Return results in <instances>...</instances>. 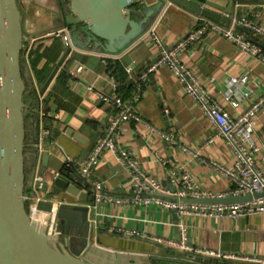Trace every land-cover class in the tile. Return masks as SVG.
<instances>
[{
	"label": "crops",
	"instance_id": "crops-1",
	"mask_svg": "<svg viewBox=\"0 0 264 264\" xmlns=\"http://www.w3.org/2000/svg\"><path fill=\"white\" fill-rule=\"evenodd\" d=\"M211 1L220 6H226L228 2ZM234 1L241 4L239 11L245 12L252 22L264 25V0ZM16 2L21 14L22 32L27 35L22 50L23 70L21 69L26 86L23 95L24 120L26 115L38 110L33 96L48 98L49 118L44 120V124L49 129L48 140L56 143L48 151L49 160L43 174H39L41 153L36 152V158L26 173L25 193L29 191L32 182L38 180L48 184L44 193L47 197L68 199L70 203L67 206L83 204L84 202L55 184L53 175L57 172V177L75 184L71 170L63 166V152L77 160L90 140L96 135V142L104 129L113 109L99 101L98 94L117 93L122 99L131 100L136 90L134 82L124 70L127 65L124 56H129L134 75L143 72L158 58L160 51L158 44L152 39L151 30L166 47H170L198 24L199 15L165 3L149 17L138 38L116 53H106L110 56L117 55L109 60L116 64L122 79L120 83L111 69L101 61L94 69L82 65L77 77L68 73V69L74 65L67 54L57 64L63 39L47 34L48 31L62 29L68 34L69 40L74 42L83 43L86 38L81 29L83 24L69 9L68 0ZM156 3L157 0H145L141 14L153 8ZM243 33L247 40H252L251 32L244 30ZM181 59L186 66L192 68L200 83L231 115L242 112L251 100L264 92V62L218 33L206 32L199 42L181 54ZM245 72L248 76L245 84L230 83V77H238ZM111 75L117 81V86H113ZM228 90L233 92L232 98L237 102L236 106H231L224 100L223 94ZM134 110L139 119L130 120L121 126L118 142L138 161L142 172L162 183L169 176L168 169L175 165L179 172L187 173L206 191L222 194L232 187L230 181L217 174L211 164L217 162L231 166L233 152L221 137H215L211 142L206 141L213 133L212 126L194 99L184 92L181 82L169 67L160 65L148 74L139 91ZM164 116L167 117L169 131L165 126ZM252 125L254 141L262 146L264 111L254 116ZM34 128H30L27 141L24 142L36 141L37 132H34ZM25 147L36 150L34 143H27ZM261 155L260 148L256 155L257 161ZM90 175L104 184V192H98L101 198L93 215L95 220L91 222V216L88 217L91 226L87 240L90 243L86 245L83 256L90 261L98 264H152V259H155L156 264H210L190 259L188 255L193 252L187 249L188 246L264 256V212L239 217L192 213L182 218L176 215L178 224H175L171 210L152 203L125 200L133 197L131 181L115 153L104 152ZM95 184L98 186L99 183ZM163 186L164 192L160 197L171 200L169 187L167 184ZM81 192L88 193L82 186ZM73 215L68 212L72 225ZM180 224L186 228L185 235L180 231ZM175 228L179 232L178 241L175 239ZM65 236L68 241L65 244L63 238L61 241L66 250L83 247L84 236L81 233L73 230ZM187 239L191 243H187ZM196 255L207 257L205 254Z\"/></svg>",
	"mask_w": 264,
	"mask_h": 264
},
{
	"label": "water",
	"instance_id": "water-1",
	"mask_svg": "<svg viewBox=\"0 0 264 264\" xmlns=\"http://www.w3.org/2000/svg\"><path fill=\"white\" fill-rule=\"evenodd\" d=\"M144 1L68 0L69 9L83 24L81 29L86 35L83 43L70 39L75 50L67 55V58L71 60L75 68L84 65L94 69L98 64V58L85 52L88 49L113 54L138 38L142 34L144 25L149 21V17L162 8L165 3L169 2L192 14L228 26L230 19L227 15L231 12L234 0H228L226 6H220L211 0H157L153 8L141 14ZM255 1L259 2V0ZM61 30L48 31L47 34ZM244 30L251 32L245 27L237 26L235 28L237 34ZM51 35L61 39V34ZM250 37L264 50L263 38L253 32L250 33ZM26 40L27 35L21 29V14L16 0H0V264H98L85 258L83 252L86 245L90 243V240H87L91 226L88 220L91 213L88 203H94L96 190L100 193L104 192V184L91 175L88 179H83L78 173L79 164L93 146L96 135L84 147L79 158L72 165L71 173L76 179L75 184H69L62 177L53 179L55 184L75 196L79 201L84 202L72 206L61 205L55 210L60 223L64 225L65 234H68L72 223L68 212L73 213V216L87 227V231L84 232L83 247L66 250L61 239L47 235L43 224L30 218L27 212L24 199L26 180L23 157L25 147L23 95L26 86L20 66L21 53ZM68 50L62 42V52L57 64L65 57ZM124 61L133 68L129 56H124ZM150 78L153 79V76L150 75ZM164 119L166 121L167 117L164 116ZM165 126L169 131L167 121ZM48 160L49 152L42 151L39 174H43L46 170ZM82 182H84L88 193L81 192ZM95 182L99 183L98 187ZM162 184H167L170 192H174L175 188L170 181V176L162 180ZM47 187V183L42 184V193H46ZM262 196H264V191L233 196H185L181 198V201L199 204H233ZM171 200L175 201V196H172ZM36 208L42 211H51L52 202L40 200L37 202ZM170 210L175 219L174 223L177 224L175 210ZM175 232V239L178 241L177 228H175ZM63 239L65 244L68 239L66 236ZM186 241L191 243L189 239ZM188 257L210 264H259L218 258L210 259L208 256L202 258L196 253H190ZM152 264H156L155 259H152Z\"/></svg>",
	"mask_w": 264,
	"mask_h": 264
},
{
	"label": "built area",
	"instance_id": "built-area-1",
	"mask_svg": "<svg viewBox=\"0 0 264 264\" xmlns=\"http://www.w3.org/2000/svg\"><path fill=\"white\" fill-rule=\"evenodd\" d=\"M240 8L241 4L238 1H234L232 4V10L227 15L230 19L228 26H224L199 15L198 24L170 47H166V45H164L151 30L150 33L152 35V39L160 48L158 58L154 62L150 63L146 70L137 75L132 73V68L129 65L124 66L125 72L131 77L135 85L136 91L132 99L124 100L117 93L112 95L104 93L98 94L99 101L109 105L113 109V113L104 129L100 132L96 142L79 164L78 173L83 179L89 178L91 171L99 162L102 154L106 151H110L117 155L118 161L124 166L129 174L133 196L125 199L129 202L132 201L133 203H137L142 201L145 204H156L166 210L174 209L176 215L181 216L182 218L192 213L239 217L264 212V196L254 198L250 201L233 204H199L181 201V198L185 196H233L264 191V144L262 146H258L255 143L253 138L254 129L252 125V119L254 116L258 112L264 111V92L251 100L242 112L237 115H231L225 106L219 103L202 85V83H200L192 68L186 66L181 59V54L184 51L199 42L206 32L211 31L232 40L240 49L264 62V53L262 48L253 40H247L243 35L244 31L238 34L235 31L237 26L245 27L250 29V31L255 35L264 39V25L252 22L245 12L239 11ZM51 34H61L64 45L69 49L67 55H70L74 50V47L69 40L68 34L65 31H55ZM85 52L98 58V60L105 66L108 65L109 58L117 56H110L109 54L95 49H88ZM160 65H165L170 68L173 75L181 82L184 92L190 95L194 99L195 103L204 112L213 129V133L206 141L211 142L215 137H221L233 152L234 160L231 166H225L217 162H212L211 164L217 174L226 177L232 184V187L226 192L222 194H214L206 191L195 183L187 173L179 172V168L172 165L168 169V175L170 176V181L175 188L172 196H175L176 200H164L160 197V194L164 192V186L161 181L142 172L138 161L128 150L120 146L118 142L120 128L123 124L128 123L130 120L139 119L134 110V104L139 98V91L141 90L143 82L146 80L148 74ZM81 66L82 65L77 68H75V66L69 68L68 73L73 77H77L76 75ZM111 76L113 86H117V81L113 75ZM247 80L248 76L246 72L238 77L232 76L229 79L231 84L236 85H243L247 82ZM232 94L233 92L228 90L223 94V98L231 106H236L237 102H235L232 98ZM38 98L39 103L41 104L42 96L38 95ZM37 115L39 131L37 139L34 142V146L40 154L44 150L49 151L51 147H55L56 143L48 140L49 129L44 124V111L41 106H39L37 110ZM260 148L262 149V155L260 156L259 161H257L256 155ZM63 156L64 168L71 170L73 163L77 160L71 159L64 152ZM58 175L59 173L56 172L53 175V179ZM42 184V181L35 180L32 182L29 191H26L24 199L26 202L27 212L32 219H34L33 217L36 215L43 219V226L47 235L61 239L63 236V230L58 224V217L55 210L59 206L67 205L70 202L68 199L47 197L41 191ZM81 184L82 188L85 189L84 182ZM31 193L34 195L31 196ZM94 194V203L89 204V208L91 210V222L95 220L93 215L97 209V202L101 198L97 190ZM40 200L52 202L51 211L38 210L36 208V204ZM180 231L183 235H185V226H181L180 224ZM170 241L172 242V240ZM187 249L193 253L205 254L206 256H212L223 260L246 261L250 263L264 264V256L233 254L221 250H208L193 246H188Z\"/></svg>",
	"mask_w": 264,
	"mask_h": 264
},
{
	"label": "trees",
	"instance_id": "trees-1",
	"mask_svg": "<svg viewBox=\"0 0 264 264\" xmlns=\"http://www.w3.org/2000/svg\"><path fill=\"white\" fill-rule=\"evenodd\" d=\"M21 69L23 70V53H21ZM107 67L109 69H111L112 74L115 76V78L117 79L118 82L122 83V79L121 76L118 74V69L116 67L115 62H112L110 60H108V65ZM34 97V101H35V107H37V109L39 108V106L42 107L43 111H44V120L48 119V112H49V108L47 107L48 105V98L44 97L42 98L41 104L39 103V98L37 95L33 96ZM33 126L34 128V132L38 133V115H37V111L34 112L31 115H26L25 120H24V130H25V139L24 141H27V134L28 131L30 130V128ZM37 133H36V137H37ZM36 139V138H35ZM29 144L32 145L34 142H25V144ZM36 152L37 150H35L33 147H25L23 150V157H24V173H25V179H26V173L27 170L29 169V167L32 165L33 161L36 158ZM27 153V155H26ZM26 161V162H25Z\"/></svg>",
	"mask_w": 264,
	"mask_h": 264
},
{
	"label": "flooded vegetation",
	"instance_id": "flooded-vegetation-1",
	"mask_svg": "<svg viewBox=\"0 0 264 264\" xmlns=\"http://www.w3.org/2000/svg\"><path fill=\"white\" fill-rule=\"evenodd\" d=\"M73 222H74V225H72V224L70 225L69 232L70 231L72 232L73 230H75L76 232L81 233L84 236V232L87 231V227L84 226L82 224V222L76 217L73 218ZM58 224H59L60 228L63 230L62 238H64L65 237V228H64V225L60 223V219L59 218H58Z\"/></svg>",
	"mask_w": 264,
	"mask_h": 264
},
{
	"label": "bare ground",
	"instance_id": "bare-ground-1",
	"mask_svg": "<svg viewBox=\"0 0 264 264\" xmlns=\"http://www.w3.org/2000/svg\"><path fill=\"white\" fill-rule=\"evenodd\" d=\"M35 219V221L37 220V222H40L41 224H43V219H41L40 217H38V215L33 217ZM41 226V225H40Z\"/></svg>",
	"mask_w": 264,
	"mask_h": 264
}]
</instances>
